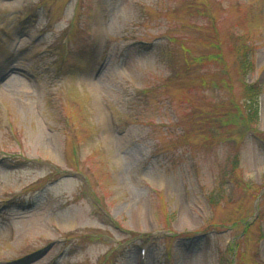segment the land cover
<instances>
[{"label":"rangeland","instance_id":"374dc122","mask_svg":"<svg viewBox=\"0 0 264 264\" xmlns=\"http://www.w3.org/2000/svg\"><path fill=\"white\" fill-rule=\"evenodd\" d=\"M174 38L222 54L202 92ZM255 81L264 0H0V264H264V143L188 130Z\"/></svg>","mask_w":264,"mask_h":264},{"label":"trees","instance_id":"16d2710c","mask_svg":"<svg viewBox=\"0 0 264 264\" xmlns=\"http://www.w3.org/2000/svg\"><path fill=\"white\" fill-rule=\"evenodd\" d=\"M240 35H237V37ZM176 41L180 42L182 45L179 49L178 55L174 61L176 62V67L173 75L171 76L173 83H179L181 86L179 89H195L197 92H202L201 88H205L208 79H206V71L211 64L223 63L222 54L216 53L213 48H209L208 51L202 53L196 57L190 55L192 49L187 46L183 39L174 38ZM211 45L216 49L220 45L218 42L212 41ZM249 47V48H248ZM253 47L243 46L240 49V52L243 54L239 60V67L236 68V71L244 76L247 72L253 69V62L249 60L246 56L251 54ZM177 59V60H176ZM179 59V60H178ZM174 62V63H175ZM228 74L229 70L224 68ZM240 76V75H239ZM230 80L227 85L230 88L233 87L230 81H233L232 75L228 76ZM237 79V78H236ZM235 79V80H236ZM190 82V84L188 83ZM215 84V83H214ZM244 87L242 90L243 93V107L240 106L234 96H229L221 103L222 112L211 116V113L206 112V108L201 104H192L193 113L192 118L190 119V130L192 135H204L214 132H220V130H226L229 127L234 125H245L250 126L253 129L255 136L264 143V132L258 129L255 125L259 121L260 117V96L263 92V85L260 81H255L249 84L243 83ZM212 105V104H208ZM217 106V105H214ZM186 127H182V129ZM210 129V130H209ZM214 131V132H213ZM216 134V133H215ZM211 136H213L211 134ZM183 137V136H181ZM245 231H248L250 226L247 224Z\"/></svg>","mask_w":264,"mask_h":264},{"label":"bare ground","instance_id":"6f19581e","mask_svg":"<svg viewBox=\"0 0 264 264\" xmlns=\"http://www.w3.org/2000/svg\"><path fill=\"white\" fill-rule=\"evenodd\" d=\"M11 80H12V81H11ZM10 81H11V82H14V79H9V82H10ZM41 221H42V219L39 218V219L36 220V223H38V222L40 223Z\"/></svg>","mask_w":264,"mask_h":264}]
</instances>
